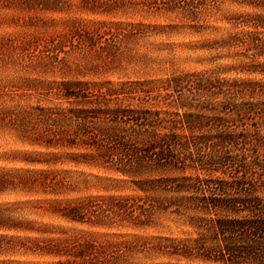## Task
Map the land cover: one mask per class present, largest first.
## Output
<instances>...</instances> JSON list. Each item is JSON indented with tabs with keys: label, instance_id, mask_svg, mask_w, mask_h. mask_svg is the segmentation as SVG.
Returning <instances> with one entry per match:
<instances>
[{
	"label": "rangeland",
	"instance_id": "1",
	"mask_svg": "<svg viewBox=\"0 0 264 264\" xmlns=\"http://www.w3.org/2000/svg\"><path fill=\"white\" fill-rule=\"evenodd\" d=\"M180 175L264 197V0H0V264H216Z\"/></svg>",
	"mask_w": 264,
	"mask_h": 264
},
{
	"label": "trees",
	"instance_id": "2",
	"mask_svg": "<svg viewBox=\"0 0 264 264\" xmlns=\"http://www.w3.org/2000/svg\"><path fill=\"white\" fill-rule=\"evenodd\" d=\"M64 97L76 95L65 93ZM77 102L79 105L81 101ZM99 110L92 117L79 114L83 111L81 108L75 112L86 126L88 123L99 124V118L103 115H125L126 112L119 107ZM122 145L134 153L123 167H119L122 173L137 174L139 168L149 162L159 166H174L177 162L171 154L174 143L170 137L149 144L146 148H130L127 143ZM148 182L152 185L160 183L164 189L178 193L179 198L183 199L173 205L176 212L191 213V224L198 232L192 242L200 260L216 264H264V197L256 193L253 185L243 180L232 184L218 179H203L198 175L193 178L170 176ZM210 214L212 216L208 217ZM188 252V246L181 253L172 251L183 256Z\"/></svg>",
	"mask_w": 264,
	"mask_h": 264
}]
</instances>
